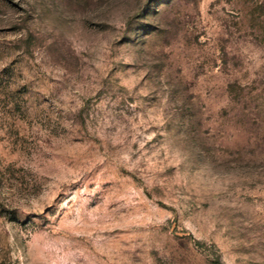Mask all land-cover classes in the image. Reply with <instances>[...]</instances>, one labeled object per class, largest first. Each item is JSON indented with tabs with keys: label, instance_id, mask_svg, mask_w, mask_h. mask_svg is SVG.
Returning a JSON list of instances; mask_svg holds the SVG:
<instances>
[{
	"label": "rangeland",
	"instance_id": "1",
	"mask_svg": "<svg viewBox=\"0 0 264 264\" xmlns=\"http://www.w3.org/2000/svg\"><path fill=\"white\" fill-rule=\"evenodd\" d=\"M0 264H264V0H0Z\"/></svg>",
	"mask_w": 264,
	"mask_h": 264
}]
</instances>
